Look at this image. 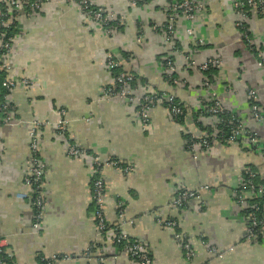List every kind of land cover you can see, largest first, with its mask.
I'll return each instance as SVG.
<instances>
[{
    "label": "crops",
    "instance_id": "1",
    "mask_svg": "<svg viewBox=\"0 0 264 264\" xmlns=\"http://www.w3.org/2000/svg\"><path fill=\"white\" fill-rule=\"evenodd\" d=\"M192 1L202 7L192 21L176 17L172 42L162 30L168 0H93L120 20L110 34L67 0H44L21 15L8 74L32 85L10 93L13 124L0 127V237L14 264H40L39 258L53 255L73 257L57 264H134L110 234L96 231L91 156L131 167L130 173L101 169L103 211L110 229L147 248L151 264H264V239L248 237L235 200L245 169L264 183V161L245 140L213 142L194 155L187 150L189 138L219 125L205 113L212 99L264 143V123L251 121L248 98L254 92L264 109V69L237 26L236 0ZM248 28L254 46L264 51V13L250 12ZM109 54L133 76L140 93L174 98L184 110L181 122L155 108L144 126L135 106L103 99L112 82L105 67ZM214 58L220 67L202 71ZM166 60L173 77L165 71ZM60 119L67 122L64 136L55 129ZM34 122L43 124L37 131L44 165L37 231L33 208L18 199L30 193L23 180ZM70 145L87 155L67 157ZM181 190H198L200 199L178 210L172 201ZM166 220L176 221L177 229L158 224ZM176 233L190 240V258Z\"/></svg>",
    "mask_w": 264,
    "mask_h": 264
},
{
    "label": "built area",
    "instance_id": "2",
    "mask_svg": "<svg viewBox=\"0 0 264 264\" xmlns=\"http://www.w3.org/2000/svg\"><path fill=\"white\" fill-rule=\"evenodd\" d=\"M75 3L80 11L91 22L104 28L109 34L112 33L120 20L112 13L101 7H97L93 0H67ZM44 0H0V75H4V79L0 82V127L10 126L13 124L12 106L9 103L8 97L16 88H28L32 82L27 79L13 80L9 78L10 65L8 58L13 51V47L18 38V28L21 15L26 13V16L32 11H36ZM202 6L194 3L192 0H169V15L162 30L166 42H172L174 33V22L177 16H182L188 21L194 19V15ZM234 11L237 16V26L242 32L244 41L257 59L258 66L264 69V51L252 43L249 28L248 18L249 13L256 11L264 13V0H236L234 2ZM30 15V14H29ZM188 34L191 35L190 31ZM221 62L219 59H209L200 67L202 71L219 68ZM106 70L112 75V82L103 91V99H115L126 103L129 106H135L144 126H147L149 115L155 108L165 109L171 118L175 121H181L184 117L182 106L171 96L167 94H143L140 93L138 85L135 83L133 76L123 71L114 56L109 54L106 57ZM121 71L116 73L117 70ZM165 71L170 77L173 71V66L170 60H166ZM207 83V82H206ZM205 83V84H206ZM208 85V84H206ZM2 91L4 93H2ZM250 101V116L251 121L255 123H264V109H262L256 101L255 93L248 92ZM205 113L216 118L221 123V115L226 112L219 102L214 99L211 104L205 108ZM229 114V113H228ZM61 117L63 113H60ZM230 115V114H229ZM30 132V157L29 166L23 184L29 189L30 193L18 196V199H27L33 208L34 218L32 228L37 231L39 223L43 215L44 200L42 195V183L44 176V165L41 162L37 152V131L43 126L42 123L34 122ZM67 122L60 119L55 123L57 134L64 136L66 132ZM239 140L247 141L252 150L264 161V143L261 142L256 134L249 132L245 126L240 124L237 119L231 116L227 122V132L216 129L209 130L205 135L198 138L191 137L187 140V150L191 154H196L198 149L208 151L213 142L223 144H234ZM69 158L85 157L87 153L79 148L70 145L66 151ZM91 163L95 169L96 177L92 184V203L94 206V219L96 222V230L100 235H107L111 232L106 225V219L103 211L105 186L100 177V171L104 167H112L120 169L125 173L131 172V167L122 165L115 160L103 162L96 156H91ZM256 174L250 169H245L241 176L239 186L235 193V200L243 209V213L247 222V234L249 238L264 239V187L255 183ZM200 199L198 190H181L172 201V206L178 210L190 203ZM158 224L167 229L176 230L178 224L176 221H158ZM112 242L119 245L127 253L134 264H151V258L147 248L140 242L133 241L127 237L124 232H115L111 237ZM175 239L185 256H192V248L190 240L181 233L175 234ZM93 248V247H91ZM90 248V249H91ZM211 253L222 258V255L217 250L211 249ZM73 257L68 255H53L49 258H39L40 264H57L60 262L70 261ZM0 264H14L11 256L6 252L3 244V239L0 237Z\"/></svg>",
    "mask_w": 264,
    "mask_h": 264
},
{
    "label": "trees",
    "instance_id": "3",
    "mask_svg": "<svg viewBox=\"0 0 264 264\" xmlns=\"http://www.w3.org/2000/svg\"><path fill=\"white\" fill-rule=\"evenodd\" d=\"M31 1H32V0H31ZM177 1L182 2L183 0H177ZM168 2H169V0H168ZM118 71L120 72L121 69L119 68V70H117L116 73H118ZM3 79H4V75H0V82H1ZM0 90H1V87H0ZM2 93H4V92L2 91ZM231 116H232V115H229V114L227 113V114H225V115H221V117H220V119H221V123L218 125V129L222 130L223 133H226V132H227V122L230 121ZM179 122H181V121H179ZM255 183H256L257 185H259V186L264 187V183H263L262 181L258 180V178L255 180ZM93 213H94V206H93V203H92V215H93ZM93 219H94V215H93ZM94 223H95V228H96V222H95V219H94ZM106 225H107V221H106ZM107 228L111 231V232L108 233V234H110L111 237L115 234V232H119V230H112V229H110L108 225H107ZM96 231H97V230H96ZM108 234H107V235H108ZM119 247H120V246H119Z\"/></svg>",
    "mask_w": 264,
    "mask_h": 264
}]
</instances>
